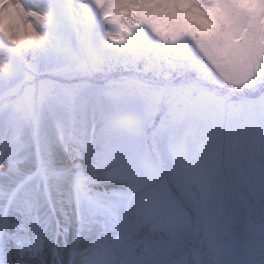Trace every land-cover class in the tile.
<instances>
[{"label":"rangeland","instance_id":"rangeland-1","mask_svg":"<svg viewBox=\"0 0 264 264\" xmlns=\"http://www.w3.org/2000/svg\"><path fill=\"white\" fill-rule=\"evenodd\" d=\"M76 2L81 16L68 21L63 0H27L39 22L37 32L44 37L31 46L36 57L31 67L10 48L0 49V58L8 61L0 71V147L9 149L7 173L0 175V264H34L35 256L45 264L70 263L84 239V210L92 221L110 223L117 213L132 220L104 257L105 264H264V182L255 192L246 174L251 164H244L234 176L239 180H233L230 169L235 164L230 158L241 149L239 137L244 157L260 152L253 166L264 179V130L255 119L243 121L249 112L262 108L258 116L264 122V98L243 108L232 97L235 109L225 119L213 106H203L209 112L201 115L191 87L177 94L178 103L170 81L159 94L142 89L124 92L106 83L81 87L77 79L103 76L101 60L148 56L149 49L126 39L122 26L127 20L136 30L142 14L178 0H93L94 6L92 0ZM190 2L210 14L209 0ZM210 3L217 6L225 45L248 40L242 60L236 64L208 60L198 44L188 45V51L176 43L167 49L171 58L166 68L191 66L188 72H194L196 66L206 78L192 80L221 82L228 88L220 95L229 91L231 96L245 88L229 81L242 80L253 71L247 81L264 80V0ZM97 17L109 25L104 35ZM74 25H83L90 36L87 48L76 50L66 39L57 40L56 33L66 35ZM181 28L178 25L175 32ZM64 75L69 78L61 86L55 83L37 92L31 84ZM169 100L177 102L166 106ZM159 115L162 119L157 121ZM168 117L176 126L182 124L181 129L174 128ZM56 142L60 151L54 148ZM111 172L145 177L149 187L138 191L96 180ZM239 181L242 189L237 191ZM233 190L242 192L234 209ZM247 217L255 223L241 230ZM72 222L76 227L70 226ZM100 244L94 252L102 249Z\"/></svg>","mask_w":264,"mask_h":264},{"label":"trees","instance_id":"trees-1","mask_svg":"<svg viewBox=\"0 0 264 264\" xmlns=\"http://www.w3.org/2000/svg\"><path fill=\"white\" fill-rule=\"evenodd\" d=\"M93 6L95 5L92 0ZM130 23V25H128ZM139 26H136V30L133 28V23L125 21V24L122 26V30L125 32L126 39H128L131 42H134L135 44L140 45L142 48L149 49V55L144 56L143 58H136L134 56H131L130 54L123 55V56H117L112 55L114 57H111V60L108 62L100 61L102 64L101 66H104L106 69H102L101 75L103 76H93L91 79H85L80 78L77 79L81 85H92L97 83H106L109 85H112L118 89H121L124 92H127L132 89H142L146 92H151L152 90L158 91V94L163 91L164 83L167 81L172 82L173 89L175 90L174 96L178 99L177 94L183 92L182 88L191 87L190 88V95L192 97H195V100L200 108V114L206 115L208 110H203V106H213V110L215 113L219 112L223 118H228L232 115V109L234 111L235 106L232 107L233 101H231L232 97L234 98V101H237L240 103L239 107H249L251 108L255 104H259L260 101L264 98V80H261L260 82H256L258 80L254 81H246L243 87L246 89H239L237 92L232 93L231 96H228L229 91L227 92L226 96H221L220 92L224 88H228L227 85L219 83H213V84H204L200 81L206 78V76H201V72H199L196 66H192V69L194 72H188L191 69V66L188 68H185V66L182 67H175V68H166L168 65V61L171 58V53L167 51L169 47H172L173 44H178L180 50L183 48H187L189 51L191 48H189L188 45H193L195 43H189L187 39L181 40L179 38H174L173 34H175V29L172 32L162 31L158 32L155 29L152 31H147L141 26V22L139 23ZM182 28L179 31H185L188 30L186 25H180ZM178 27V26H177ZM133 31L134 34L129 31ZM197 45V44H196ZM164 51L166 52L164 54ZM155 66H160L162 70H158L154 68ZM167 74H166V72ZM69 78V76H67ZM67 77L62 76L59 77H51L47 76L45 80L39 79V80H32L31 84H33L34 88H37V92L39 89H42L46 86V89H49L52 84L55 85V83H58V85H63L64 82H67ZM131 79V80H130ZM196 79V80H192ZM261 79V78H260ZM58 85L55 86L58 87ZM215 88H218L220 91L215 90ZM178 90V92H176ZM54 89L52 90V92ZM189 97L191 98V96ZM183 100L186 102V96L183 97ZM173 101V99H172ZM169 100V104L166 106L174 105L177 101L179 103V99L175 102H172ZM261 109H254V111L249 112L248 116H251V118H245L243 121L246 123L247 119H255L257 121V125H259L262 130H264V122L260 116H258V112L261 113ZM166 116V115H165ZM165 116L163 117L165 120ZM173 117V115L171 116ZM263 117V116H262ZM157 121L162 119V116H156ZM264 119V117H263ZM168 121L170 124H173L174 128L181 129L182 124L175 125L174 121H171V118L168 117ZM165 123V122H163ZM237 136L234 135L233 138H236ZM241 146V149H236L237 154H235L234 157L230 158L231 161L235 163L234 168H230L232 170V176L233 180H239L240 178H235L234 176L239 173V170L243 171V166L251 164V167L249 171L247 172V180L248 183L254 188L255 192L259 191V186L264 182V179H260V177L257 176V173L254 172V166H253V159H256L260 156V152L256 150L255 155L251 158V154H248L247 156L242 155V143L240 142V139L238 137L237 140ZM216 148L210 147V150H213ZM217 152L220 151V149H216ZM246 160V163L242 160ZM260 169V168H257ZM239 182L235 184V187L237 191H240L242 189V186H239ZM246 185V184H244ZM242 192L236 193L235 190H233L232 193V199L231 202H233L232 209H234L238 204L235 202L236 196H240ZM244 196H247V193H244L241 197V201H243ZM232 209H229V215L233 212ZM232 216V214L230 215ZM247 217L246 220L242 221L241 230L243 225L245 227H251L253 225L252 219ZM255 223V222H254ZM248 231V232H246ZM247 233L246 236L250 235L249 230H246ZM244 237V236H242Z\"/></svg>","mask_w":264,"mask_h":264},{"label":"clouds","instance_id":"clouds-1","mask_svg":"<svg viewBox=\"0 0 264 264\" xmlns=\"http://www.w3.org/2000/svg\"><path fill=\"white\" fill-rule=\"evenodd\" d=\"M31 7L27 0H0V45L16 52L29 67L36 60L32 54L33 42L37 39L44 40V37L37 32L36 26L39 22L33 16ZM63 7L68 21L79 20L81 11L76 0H63ZM206 7L210 13L208 15L201 10V7L194 6L190 0H178L176 3L166 4L158 12L142 14L141 26L147 31L155 29L158 32H172L178 25H186L188 30L175 32L174 38L187 39L189 43L198 44L205 51L208 60H227L231 64L239 63L248 47V40L232 41L231 44L225 45L220 33V22L214 11L217 6L211 4L209 0ZM96 24L100 29V34L104 35L109 25L101 21L99 17H97ZM56 38L57 40L66 39L76 50L87 48L91 39L83 25L69 26L66 35L62 36L58 32ZM6 60L7 57L0 58V71L6 68ZM254 75L255 71L242 80L229 81V83H235L237 87H241ZM8 151L9 149L0 148V161H3L0 162V175L7 173ZM92 223L102 229L109 226L115 227L114 224L110 225L103 220H94ZM70 226L76 227V222H72ZM70 264H87V262L81 254ZM200 264L204 262L201 261ZM209 264H211L210 261Z\"/></svg>","mask_w":264,"mask_h":264},{"label":"bare ground","instance_id":"bare-ground-1","mask_svg":"<svg viewBox=\"0 0 264 264\" xmlns=\"http://www.w3.org/2000/svg\"><path fill=\"white\" fill-rule=\"evenodd\" d=\"M2 48V45H0V49ZM8 61L6 60V64ZM47 134L49 135V129L47 127ZM50 138V137H48ZM1 146V145H0ZM61 144L59 142L55 144L56 149L60 151ZM1 148V147H0ZM3 148V147H2ZM3 162V161H0ZM115 169H119L118 165H114ZM114 169V170H115ZM4 181V179H2ZM101 183H105L108 186H128V187H134L136 190L140 191L145 188L149 187V184L146 182L145 177L141 178H128L126 176H119L118 173H112L110 175L106 174L103 178H97ZM82 216V222L86 225L84 226L85 235L84 239L80 240V249L77 251L76 254L73 255L72 261H74L78 256L82 254V258H84L87 262V264H105L107 261V258H104L110 251L111 246L115 243V241L118 239V235L121 232V230L128 225H131L132 220L128 217V214H121L117 213L116 215H113L110 217V225H115V227L109 226L106 229L100 228L98 225H94L92 223V218L87 217L85 214V210L83 211ZM88 225V226H87ZM145 230V228L143 229ZM78 241V238H76ZM91 239V240H90ZM102 242V243H101ZM101 243V244H100ZM99 244L102 246V249L99 252L96 251ZM177 254L174 255V257L178 256ZM101 256V257H100ZM100 257V258H99ZM158 258L157 260H159ZM34 264H45L43 262V259H40L38 256H35L32 258ZM160 263V261H159ZM64 264H70V263H64Z\"/></svg>","mask_w":264,"mask_h":264}]
</instances>
